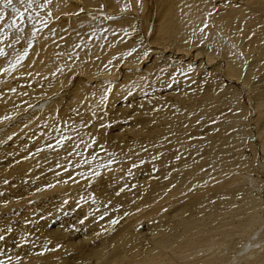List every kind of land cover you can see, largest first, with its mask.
Here are the masks:
<instances>
[{
    "label": "bare ground",
    "instance_id": "obj_1",
    "mask_svg": "<svg viewBox=\"0 0 264 264\" xmlns=\"http://www.w3.org/2000/svg\"><path fill=\"white\" fill-rule=\"evenodd\" d=\"M5 3L0 264H264V0Z\"/></svg>",
    "mask_w": 264,
    "mask_h": 264
},
{
    "label": "rangeland",
    "instance_id": "obj_2",
    "mask_svg": "<svg viewBox=\"0 0 264 264\" xmlns=\"http://www.w3.org/2000/svg\"><path fill=\"white\" fill-rule=\"evenodd\" d=\"M154 1H155V0H150V5H151V6H154V5H153V4H154ZM142 108H143V107H142ZM142 108H141V109H142ZM118 113H120V112H118ZM171 116H172V115H169L170 118H172ZM111 120H112V118H111ZM106 122H107V121H106ZM110 123H112V121H110ZM110 123L108 122V123L106 124L107 127L110 126ZM258 160L260 161V158H259ZM252 166H254V165H252ZM262 183H263V181H262ZM259 185H260V184H257V186H259ZM262 186H263V187H262ZM261 188H263V189L261 190ZM261 188H260V192H261V191L264 192V184L261 185ZM253 191H254V192H257L258 190L256 189V190H253ZM260 192L258 191V197H259V198L261 199V201H262V198H263V200H264V193H263V195H262L263 197H262V196H261L262 192H261V194L259 195ZM260 196H261V197H260ZM223 203H224V202H223ZM224 204H225V203H224ZM224 204H220L218 207H219V208H222V207H224V206H223ZM221 206H222V207H221ZM263 209H264V204H263ZM263 211H264V210H263ZM263 211H262V214H263ZM69 216H70V217H69ZM69 216H68V218L66 219V221H64L65 223L63 222L62 225H65V224L67 223V221H72V219L74 218V215H69ZM71 216H72L73 218H72ZM261 216H262V215H261ZM263 217H264V214H263ZM261 218H262V217H261ZM73 220H74V219H73ZM263 220H264V218H263ZM263 226H264V225H263ZM261 229H262V228H261ZM247 251H248V250H247Z\"/></svg>",
    "mask_w": 264,
    "mask_h": 264
},
{
    "label": "snow or ice",
    "instance_id": "obj_3",
    "mask_svg": "<svg viewBox=\"0 0 264 264\" xmlns=\"http://www.w3.org/2000/svg\"><path fill=\"white\" fill-rule=\"evenodd\" d=\"M12 4V0H6L5 7H9ZM15 10V9H14Z\"/></svg>",
    "mask_w": 264,
    "mask_h": 264
}]
</instances>
